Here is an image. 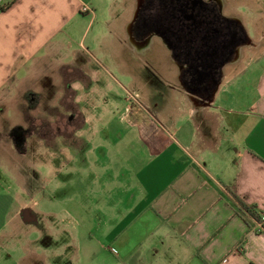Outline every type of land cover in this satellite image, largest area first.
Returning <instances> with one entry per match:
<instances>
[{"label":"crops","instance_id":"obj_1","mask_svg":"<svg viewBox=\"0 0 264 264\" xmlns=\"http://www.w3.org/2000/svg\"><path fill=\"white\" fill-rule=\"evenodd\" d=\"M251 1L257 7L245 1L239 17L222 16L241 25L246 40L224 50L216 79L198 81L213 83L204 91L190 85L185 71L172 74V66L189 64L166 31L146 28L141 0L0 5V102L40 65L56 68L74 89L82 119L79 146L72 134L64 136V186L75 162L81 178L99 167L97 213L75 217L82 264H264V0ZM156 50L159 60L143 57ZM98 53L123 75L105 71ZM137 66L159 68L161 77L138 75ZM235 67L241 69L226 75ZM3 143L9 142L0 137ZM53 173L51 202L64 188L54 186L62 174ZM46 189L32 192L37 217L35 197ZM22 202L0 179V250L15 246L26 253L18 264H38L47 259L39 251L52 244L57 222L64 232L71 226L55 210L27 223ZM64 211L66 219L74 216ZM94 220L99 236L90 234ZM22 221L29 228L18 234ZM32 229L36 238H29Z\"/></svg>","mask_w":264,"mask_h":264},{"label":"rangeland","instance_id":"obj_2","mask_svg":"<svg viewBox=\"0 0 264 264\" xmlns=\"http://www.w3.org/2000/svg\"><path fill=\"white\" fill-rule=\"evenodd\" d=\"M215 1L219 2L218 8L221 16L229 17L231 15L239 17L245 10V8L241 7V4L246 3L245 1L247 0ZM215 4L217 5V3ZM249 5L257 7L256 1L249 0ZM231 20L233 21V19ZM233 27L236 30H242L241 25H236L235 21H233ZM251 33L253 34V31ZM161 52L162 50H156L143 57L148 61H151L150 59L152 61L154 59L159 60ZM96 57L98 61L105 65V71L107 70L109 73L119 77L123 75L118 67H112L108 60L101 58L100 53ZM89 60L96 62L93 57H90ZM137 62L138 65L141 63L140 60ZM168 66H170V63ZM172 68V74L181 75L185 71V74L189 75L192 87L197 86L202 91L205 90L206 86L213 88V83L211 84L210 82H191L192 76L188 73V68L186 70L185 68L181 70L176 66H172ZM239 69L241 68L235 67L224 70L227 72L226 75H230L236 73ZM136 70L138 75L153 77V79L161 77L159 68L157 69L156 67L137 66ZM70 74L75 75V72ZM67 85L56 68L50 70L48 67L40 65L34 75L25 82L18 84L9 96L0 102V108H3V111L0 110V137L6 138L9 142L0 146V179L23 200L22 203L28 208L34 206L33 190L38 191L47 188L43 190L41 195H36L35 197V200L40 203L36 207L39 223L43 220V212L55 210L61 213V217H59V219H62L61 222L66 223L67 221L71 226V230L64 232L59 226L60 222H57L58 225L52 228L51 231L52 239H49L52 240V244L49 247L44 246V248H41V245L39 246L41 248L39 252L45 254L47 259H42L38 264H82L78 251L81 227L75 221V217L87 212L95 216L98 202L102 200V196L98 193V182L96 179L99 169L97 164L92 166L93 169H91L89 177L86 175V178H84L87 173H83L84 180H82L83 178H81L79 173L80 162H75L72 174L67 177V185L64 186V161L65 156L68 155L64 150L66 143L64 136L72 134L74 144L79 146V138L75 135V132L82 122L73 103L74 89H69ZM239 102H242V100H239ZM71 110H73V115H70ZM16 133L17 136L20 135L22 140L25 141L22 147L17 142ZM104 135L107 136L106 133ZM18 141L20 140L18 139ZM53 142H55L56 148H52L53 150L50 151L47 144L51 145ZM18 152H27V155H20ZM54 157L57 159L55 163L52 162L53 160L50 161V158L53 159ZM53 164L56 172L62 174V178H57V180L53 181L54 186L58 182L64 188L61 190L57 189L56 196L54 195L55 198L53 196V201L51 202L48 196V179L54 175ZM82 182L86 185L84 186ZM87 188H89V192L85 194L84 190ZM81 201L82 204L80 206L79 203ZM67 209L72 212L74 218L67 217L66 219L64 210ZM25 228L27 229L29 226L22 221L16 233H24ZM89 229L91 235L99 236V227L96 225L95 220L92 226L90 224ZM37 234L35 229H32L29 238H36ZM24 256H26L24 251L15 248V246H9L0 250V264H18L19 259Z\"/></svg>","mask_w":264,"mask_h":264},{"label":"flooded vegetation","instance_id":"obj_3","mask_svg":"<svg viewBox=\"0 0 264 264\" xmlns=\"http://www.w3.org/2000/svg\"><path fill=\"white\" fill-rule=\"evenodd\" d=\"M141 3L139 10L142 18L147 19L146 28L161 27L166 31L170 42L179 49L180 58L189 64L191 82L216 79L224 50L231 53L233 47L246 40L231 21L220 15L219 2L215 0H141Z\"/></svg>","mask_w":264,"mask_h":264},{"label":"water","instance_id":"obj_4","mask_svg":"<svg viewBox=\"0 0 264 264\" xmlns=\"http://www.w3.org/2000/svg\"><path fill=\"white\" fill-rule=\"evenodd\" d=\"M17 138L20 140V141H23L21 136L18 135ZM22 215H23V218L24 220L27 222V223H33V222H36L38 220V217L36 214L33 213L32 209L30 208H26L22 211Z\"/></svg>","mask_w":264,"mask_h":264},{"label":"built area","instance_id":"obj_5","mask_svg":"<svg viewBox=\"0 0 264 264\" xmlns=\"http://www.w3.org/2000/svg\"><path fill=\"white\" fill-rule=\"evenodd\" d=\"M11 3L10 2H6V0H0V5H3V8H7ZM89 8L87 6H84L82 8V12H88ZM262 221H264V214L261 217Z\"/></svg>","mask_w":264,"mask_h":264},{"label":"trees","instance_id":"obj_6","mask_svg":"<svg viewBox=\"0 0 264 264\" xmlns=\"http://www.w3.org/2000/svg\"><path fill=\"white\" fill-rule=\"evenodd\" d=\"M5 9V8H4ZM75 106V108H76V105H74ZM77 109V108H76ZM71 111H73V110H71Z\"/></svg>","mask_w":264,"mask_h":264}]
</instances>
